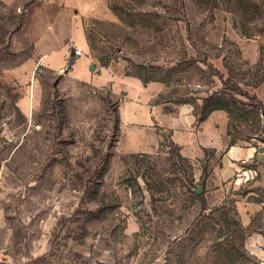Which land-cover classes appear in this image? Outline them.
<instances>
[{
  "label": "rangeland",
  "instance_id": "obj_1",
  "mask_svg": "<svg viewBox=\"0 0 264 264\" xmlns=\"http://www.w3.org/2000/svg\"><path fill=\"white\" fill-rule=\"evenodd\" d=\"M49 1L0 0V264H264L263 161L218 194L196 177L212 153L184 157L158 124L155 152L127 153L153 150L130 123L160 97L189 100L161 104L171 118L216 92L264 114V0L72 1L102 88L70 75L75 56L41 65L27 33ZM227 118L264 151L263 117Z\"/></svg>",
  "mask_w": 264,
  "mask_h": 264
},
{
  "label": "crops",
  "instance_id": "obj_2",
  "mask_svg": "<svg viewBox=\"0 0 264 264\" xmlns=\"http://www.w3.org/2000/svg\"><path fill=\"white\" fill-rule=\"evenodd\" d=\"M72 1L76 6H79L80 0H50L42 10L37 12L27 33L28 38L34 43L35 54L41 65L54 71H60L68 64V58L74 57L73 48L81 51L88 48L81 22L69 13ZM78 67L81 68L78 69ZM94 68L95 66L88 58L81 57L72 65L73 73L76 72L79 76H73L75 74L72 73L70 75L95 88H102L113 83V76L108 69H103L100 74H95ZM104 75L106 83L98 86L97 81ZM139 83L142 85L141 82ZM165 107L164 105H154L150 109L151 114L153 111L159 110L160 115H155L152 118L151 114H146L148 120L146 121L144 118V123L142 120L130 123L132 127L142 131L149 129L157 137L152 145L153 150L149 152L132 150L127 152L128 154L155 152L159 146L160 138L155 130V124H158L163 129L171 131L173 142L180 148L184 157L203 160L207 152L212 153L209 160H205L203 163L208 166L207 188L211 187L215 193L219 194L228 187L240 185L247 179L254 178L257 171L263 169L260 163L264 162V151L260 146H230L229 120L225 112L215 111L206 121L195 125L192 110L188 107H174L173 118L163 111ZM157 116L161 120L165 119V124L162 125L158 121L159 119H156ZM252 163H255L254 166ZM202 172L200 170L197 174L198 180H200Z\"/></svg>",
  "mask_w": 264,
  "mask_h": 264
},
{
  "label": "trees",
  "instance_id": "obj_3",
  "mask_svg": "<svg viewBox=\"0 0 264 264\" xmlns=\"http://www.w3.org/2000/svg\"><path fill=\"white\" fill-rule=\"evenodd\" d=\"M71 65L74 64V62L70 63ZM143 84L147 85L151 82H163L166 83L165 80H157V79H149V78H144V77H138ZM261 82H257V84H260ZM255 84V85H257ZM239 84H236L234 86V91L238 92L240 90ZM258 86V85H257ZM175 105H182V104H190L189 100L186 99H179V98H173L172 100H166L163 97H160L159 100L155 101L154 105H161V104H165V103H172ZM239 101H237V99L234 96L231 95H225V94H219L218 92H216V94H212L211 96H208L206 98L201 99V104L197 106V108H194V113L193 116L195 118V125H200L201 123H203L204 121H206L209 116L215 112V111H223L225 113L228 114L229 118H242L244 121L248 122L251 120V116H253L254 121L259 124L261 123V117L264 118V114L262 112H259V110L257 111H248V112H244L242 108H240L238 106ZM171 134V133H170ZM229 137H231V134L228 132ZM171 138H172V134H171ZM264 142V140H263ZM171 145H173V147L177 148L178 150H180V148L173 142H170ZM161 144V143H160ZM236 141L231 139L230 142V146H235ZM162 145V144H161ZM181 157V156H180ZM207 179V169L204 168L203 170V174L201 176V183L204 186L205 182ZM192 185L195 183L194 180L191 181ZM193 196L195 200L200 201L201 206L203 208V210H206V201L204 199V189L202 190V193H197L195 190L193 191ZM230 251V250H229ZM227 255H230V252H226ZM229 259L230 256H228Z\"/></svg>",
  "mask_w": 264,
  "mask_h": 264
},
{
  "label": "built area",
  "instance_id": "obj_4",
  "mask_svg": "<svg viewBox=\"0 0 264 264\" xmlns=\"http://www.w3.org/2000/svg\"><path fill=\"white\" fill-rule=\"evenodd\" d=\"M74 56L80 58L82 56V51L80 49L74 48Z\"/></svg>",
  "mask_w": 264,
  "mask_h": 264
},
{
  "label": "water",
  "instance_id": "obj_5",
  "mask_svg": "<svg viewBox=\"0 0 264 264\" xmlns=\"http://www.w3.org/2000/svg\"><path fill=\"white\" fill-rule=\"evenodd\" d=\"M199 194L201 193V191L198 192Z\"/></svg>",
  "mask_w": 264,
  "mask_h": 264
}]
</instances>
